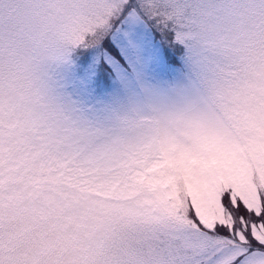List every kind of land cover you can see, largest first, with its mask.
Listing matches in <instances>:
<instances>
[{"label":"snow or ice","instance_id":"1","mask_svg":"<svg viewBox=\"0 0 264 264\" xmlns=\"http://www.w3.org/2000/svg\"><path fill=\"white\" fill-rule=\"evenodd\" d=\"M0 264H264V0H0Z\"/></svg>","mask_w":264,"mask_h":264}]
</instances>
